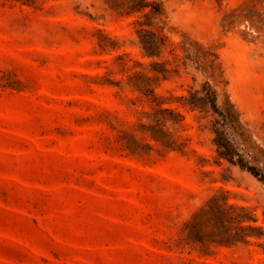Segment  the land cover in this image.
Instances as JSON below:
<instances>
[{
    "label": "rangeland",
    "instance_id": "1",
    "mask_svg": "<svg viewBox=\"0 0 264 264\" xmlns=\"http://www.w3.org/2000/svg\"><path fill=\"white\" fill-rule=\"evenodd\" d=\"M205 81L264 151V0H0V264H264V184L183 102Z\"/></svg>",
    "mask_w": 264,
    "mask_h": 264
},
{
    "label": "trees",
    "instance_id": "2",
    "mask_svg": "<svg viewBox=\"0 0 264 264\" xmlns=\"http://www.w3.org/2000/svg\"><path fill=\"white\" fill-rule=\"evenodd\" d=\"M141 42L144 53L148 56H153L156 42L146 38H141ZM182 98L190 110H197L203 115H209L208 127L212 133V141L215 145L217 156L249 172L264 184V175L261 174L260 168L257 167V164L262 161L259 154H264V151L251 141L247 123L241 120L239 112L230 99L227 96L219 98L217 91L207 81L201 83L198 88L189 89ZM153 113L157 118V114L160 113L179 116L173 108H162L160 106L156 107ZM164 119L166 120L167 118ZM147 127L157 140L167 135L160 127V122ZM163 143L168 142L163 140ZM215 216L220 219L219 210L215 212ZM247 227L251 228L252 226Z\"/></svg>",
    "mask_w": 264,
    "mask_h": 264
}]
</instances>
